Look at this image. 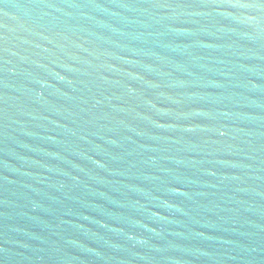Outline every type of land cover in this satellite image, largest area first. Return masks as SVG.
Wrapping results in <instances>:
<instances>
[{"label":"water","instance_id":"95a60500","mask_svg":"<svg viewBox=\"0 0 264 264\" xmlns=\"http://www.w3.org/2000/svg\"><path fill=\"white\" fill-rule=\"evenodd\" d=\"M0 264H264V0H0Z\"/></svg>","mask_w":264,"mask_h":264}]
</instances>
